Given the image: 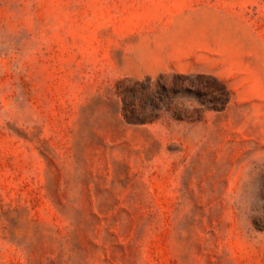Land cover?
Segmentation results:
<instances>
[{
    "label": "rangeland",
    "instance_id": "obj_1",
    "mask_svg": "<svg viewBox=\"0 0 264 264\" xmlns=\"http://www.w3.org/2000/svg\"><path fill=\"white\" fill-rule=\"evenodd\" d=\"M0 264H264V0H0Z\"/></svg>",
    "mask_w": 264,
    "mask_h": 264
}]
</instances>
